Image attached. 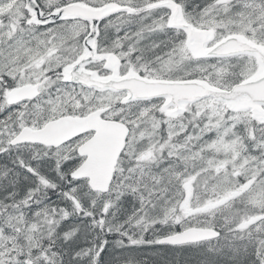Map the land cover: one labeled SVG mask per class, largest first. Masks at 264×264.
Returning <instances> with one entry per match:
<instances>
[{
    "label": "snow or ice",
    "instance_id": "6c2138e0",
    "mask_svg": "<svg viewBox=\"0 0 264 264\" xmlns=\"http://www.w3.org/2000/svg\"><path fill=\"white\" fill-rule=\"evenodd\" d=\"M0 264H264V0H0Z\"/></svg>",
    "mask_w": 264,
    "mask_h": 264
}]
</instances>
